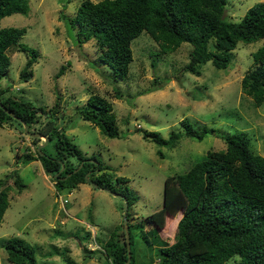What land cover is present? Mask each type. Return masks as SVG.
<instances>
[{"label": "rangeland", "instance_id": "1", "mask_svg": "<svg viewBox=\"0 0 264 264\" xmlns=\"http://www.w3.org/2000/svg\"><path fill=\"white\" fill-rule=\"evenodd\" d=\"M81 1L29 0L28 12L0 18V27L26 26L20 40L39 52L32 76L25 81L19 73L26 52L6 50L10 65L1 79V86L6 87L3 96L28 99L45 110L58 101L56 125L64 128L85 155H95L110 166L107 170L127 177L128 188L137 195L128 217L133 264H161L159 247L176 239L175 225L182 213L180 209L171 219L166 217L164 227L157 226L158 235L153 233L150 215L163 205L165 178L186 171L209 150L225 148L219 132L228 135L235 130L245 131L252 151L264 156V99L256 104L241 87V78L252 65V52L264 40H239L225 68L206 61L199 74L181 73L191 44L182 42L174 50L163 52L143 30L131 41L128 74L115 78L112 69L98 59L94 41L79 43L77 28L66 19L75 14ZM258 1L227 0L224 16L238 21ZM62 65L64 72L56 76ZM154 85L160 87L148 91ZM92 92L112 101L119 136L101 133L77 113V107L86 103ZM185 117L196 127L205 125L210 131L202 140L182 136L170 148L142 136L143 130H158L163 136L171 130L183 131L181 119ZM45 118L46 114L39 112V121L27 130L16 118L0 127V180L7 187L9 199L0 222V264H15L7 259L1 246L2 240L12 235L24 237L35 246L38 264H111L112 256L105 253L104 243L114 233L115 239L123 243L118 227L123 221V198L88 181L70 192L56 190L41 161L25 158L27 153L35 154L39 146L53 153L52 141L31 134L38 133L36 129ZM36 137L40 138L37 145ZM15 169L25 183L20 191ZM101 171L96 170L93 177ZM237 262L235 255L225 264Z\"/></svg>", "mask_w": 264, "mask_h": 264}, {"label": "trees", "instance_id": "2", "mask_svg": "<svg viewBox=\"0 0 264 264\" xmlns=\"http://www.w3.org/2000/svg\"><path fill=\"white\" fill-rule=\"evenodd\" d=\"M226 3L227 0H82L75 14L66 19L77 28L79 43L94 41L98 59L112 69L115 78L128 74L132 61L131 41L143 30L158 42L163 52L189 42L192 46L189 59L180 72L199 74L200 66L206 61H211L216 68L227 67L230 52L239 40H264V0L248 7L238 21L225 18ZM29 9V0H0V18L14 12L26 13ZM25 32L26 26L0 27V103L4 106L0 105V127L15 118L7 110L27 126L39 121V112L45 113L46 118L36 132L46 136V141H52L53 153L41 146L39 150L35 148V154L27 153L25 158L41 161L58 192L65 189L70 192L79 183L94 181L122 193L128 199L129 217V208L137 199L126 184L129 179L107 170L110 166L95 155H85L64 128L56 125L58 101L45 110L28 99L3 96L6 87L1 86V79L10 65L7 49L26 52L27 59L19 76L25 81L32 76V65L39 52L20 40ZM252 59V65L241 78V87L259 104L264 99V41L252 52ZM63 72L62 65L56 76ZM159 87L154 85L148 91ZM117 97H121L119 92ZM76 111L101 133L110 137L120 135L112 101L105 96L92 92ZM181 125L183 131L171 130L167 136L158 130H143L142 136L170 148L182 136L202 140L210 131L205 125L196 127L187 117L181 119ZM218 135L225 142V148L209 150L186 171L164 180L163 205L150 215L153 233L158 235L157 229L164 227L166 217L171 219L180 209L182 213L175 225L176 239L159 247L161 264H225L235 255L237 264H264V156L252 151L243 130ZM39 139L34 138L36 145ZM157 152L163 157L161 149ZM96 170L103 171L93 177ZM14 175L20 191L25 183L16 169ZM8 205L7 187L0 180V222ZM118 227L123 243L117 238L118 241H114L115 233L104 243L105 253L112 256L111 264H124L127 258L124 226L121 223ZM128 229L131 245L130 227ZM1 246L7 259L15 264H38L35 246L24 237L9 236L2 240ZM130 251L129 264H133L135 258L131 248Z\"/></svg>", "mask_w": 264, "mask_h": 264}, {"label": "water", "instance_id": "3", "mask_svg": "<svg viewBox=\"0 0 264 264\" xmlns=\"http://www.w3.org/2000/svg\"><path fill=\"white\" fill-rule=\"evenodd\" d=\"M1 101V100H0ZM0 105L2 107H4L1 103ZM7 112L11 115H13L16 119H18L25 127V130H27V124L18 116L14 115L11 111L7 110ZM32 135H35V134H39V135H42L40 133H31ZM44 136V135H42ZM45 137V141H46V136ZM40 148V146L38 147V149ZM80 167V165L78 167H75L72 172L76 171L78 168ZM72 172H69L68 174H71ZM57 174H53V177H55ZM65 177V176H64ZM62 177V178H64ZM85 178L88 179V173L85 174ZM90 183H92L94 186L96 187H100V188H104L106 190H108L109 192H111L113 195H116L118 197H121L123 198V221H122V224L124 226V233H125V242H126V251H127V258H126V261L124 264H129L130 262V259H131V251H130V235H129V229H128V217H127V211H128V199L126 197H124V195L118 191H114L112 189H109V188H106V187H103V186H99L96 182L94 181H91Z\"/></svg>", "mask_w": 264, "mask_h": 264}, {"label": "crops", "instance_id": "4", "mask_svg": "<svg viewBox=\"0 0 264 264\" xmlns=\"http://www.w3.org/2000/svg\"><path fill=\"white\" fill-rule=\"evenodd\" d=\"M79 184H80V183H79ZM79 184H78V185H79Z\"/></svg>", "mask_w": 264, "mask_h": 264}]
</instances>
